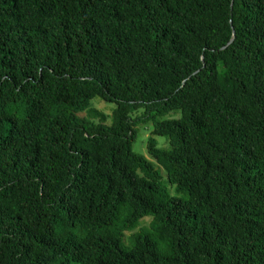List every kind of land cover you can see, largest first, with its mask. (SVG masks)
Segmentation results:
<instances>
[{
    "label": "trees",
    "instance_id": "1",
    "mask_svg": "<svg viewBox=\"0 0 264 264\" xmlns=\"http://www.w3.org/2000/svg\"><path fill=\"white\" fill-rule=\"evenodd\" d=\"M0 264H264V0H0Z\"/></svg>",
    "mask_w": 264,
    "mask_h": 264
},
{
    "label": "rangeland",
    "instance_id": "2",
    "mask_svg": "<svg viewBox=\"0 0 264 264\" xmlns=\"http://www.w3.org/2000/svg\"><path fill=\"white\" fill-rule=\"evenodd\" d=\"M90 105L92 109H96L105 114L106 122L109 123L111 121V112H112V108L114 107V104L112 102H104L99 97H94L91 100ZM80 114L86 115V112H81ZM171 114L172 113L166 114L163 117L169 116ZM151 128H152V124L146 126H137V137L132 145L134 152L143 155L150 160L152 159L147 155L145 146H146L147 138L151 135ZM154 137L161 147H167L166 139L163 136L155 135ZM153 163L156 167H159L161 169L160 171L162 175H164L163 172L164 170L156 162L153 161ZM140 221H141V225H147L150 221V217L146 216ZM125 234L128 235L127 233Z\"/></svg>",
    "mask_w": 264,
    "mask_h": 264
}]
</instances>
